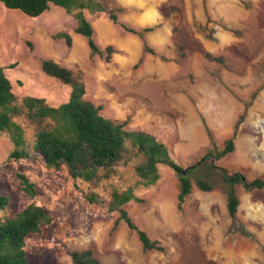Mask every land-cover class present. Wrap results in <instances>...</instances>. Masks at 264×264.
<instances>
[{"label":"rangeland","instance_id":"rangeland-1","mask_svg":"<svg viewBox=\"0 0 264 264\" xmlns=\"http://www.w3.org/2000/svg\"><path fill=\"white\" fill-rule=\"evenodd\" d=\"M98 1L114 10L118 22L153 29L140 36L104 12L84 10L98 47L114 48L105 61L91 56L85 37L73 32V12L51 5L31 18L0 2V67L17 100L43 97L54 106L68 100L70 86L41 70V61L51 59L73 71L85 85L84 98L104 116L155 135L181 166L233 138L234 150L214 163L264 179V0ZM61 31L71 35L70 46L54 37ZM144 44L153 53L144 52ZM18 121L25 131L22 145L0 131V195L8 198L0 222L29 204L51 218L25 238L28 264H73L67 250L85 249L99 264H264V189L235 186V219L220 186L202 191L194 185L179 210L178 177L168 165H158L159 178L147 187L135 186L134 160H122L107 179L89 182L72 177L65 164L48 166L34 155L35 125ZM19 173L34 184V196L23 191ZM128 186L142 202L124 208L162 250L144 251L122 221L112 228L117 212L107 210L110 195Z\"/></svg>","mask_w":264,"mask_h":264},{"label":"trees","instance_id":"trees-1","mask_svg":"<svg viewBox=\"0 0 264 264\" xmlns=\"http://www.w3.org/2000/svg\"><path fill=\"white\" fill-rule=\"evenodd\" d=\"M10 10H16L25 16L35 18L43 14L51 5L61 7L66 12H73L76 26L73 32L85 37L91 56H98L109 61L114 48L107 45L103 50L93 39V28L85 18L83 11L104 12L108 18L118 23L122 30L138 35L153 29V26L140 30L118 22L113 9L98 0H0ZM54 37L63 38L66 45L71 44V35L66 31L57 32ZM144 52L153 53L146 44ZM208 59L221 61V57ZM41 70L47 76L54 77L70 86L68 100L56 106L48 104L43 97L24 96L17 100L12 91V84L0 67V131H6L16 146L22 145L25 138L24 127L18 121L25 119L35 125L32 139V152L39 156L48 166L59 168L65 164L72 177H81L89 182L107 179L113 168L122 160L136 161L134 173L137 177L135 186L153 185L159 178V164L168 165L178 177L176 206L182 210L186 197L195 185L202 191H211L220 186L226 197V210L231 219L236 218L239 198L236 185H241L246 192L264 189V179H248L239 171L229 172L214 163L234 150L233 138L225 141L221 149L213 147L198 162L183 167L175 162L168 146L155 135L127 126V120H114L104 116L101 107L84 98L85 85L73 71L51 59H43ZM242 116L237 121L240 122ZM235 126V127H236ZM21 157L22 153H16ZM18 178L22 189L28 195H35L34 184L23 174ZM134 186L119 191L113 190L107 210L117 212L112 228L120 221L134 230L144 251L162 250L157 239H150L145 230L138 227L128 215L124 205L130 201L142 202L136 196ZM90 202H95L93 194H87ZM8 204V198L0 195V208ZM51 224V218L44 209L36 204H29L22 211L0 222V264H28L24 249L25 238L30 234L40 233L44 226ZM73 264H99L90 249L67 250Z\"/></svg>","mask_w":264,"mask_h":264}]
</instances>
